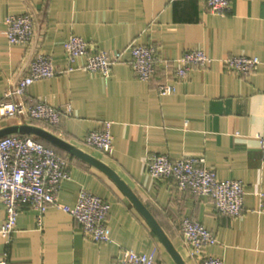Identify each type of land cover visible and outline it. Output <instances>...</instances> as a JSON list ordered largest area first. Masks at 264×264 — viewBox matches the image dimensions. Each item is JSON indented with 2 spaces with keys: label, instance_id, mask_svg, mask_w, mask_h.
<instances>
[{
  "label": "crops",
  "instance_id": "crops-1",
  "mask_svg": "<svg viewBox=\"0 0 264 264\" xmlns=\"http://www.w3.org/2000/svg\"><path fill=\"white\" fill-rule=\"evenodd\" d=\"M231 10L211 11L206 0H0V100L24 73L33 55L50 54L57 68L67 65L64 42L71 34L97 47L124 50L108 79L82 67L40 79L26 91L27 103L44 100L60 109L62 121L10 118L0 128L28 123L48 129L111 167L150 211L187 264L192 258L181 233L190 216L217 236L207 252L225 264H264V0H232ZM30 12L38 22L30 45L11 44L7 18ZM154 45L164 59L201 49L214 58L209 67H194L175 83L171 94H160L165 80L160 68L155 80L138 78L128 46ZM230 55L258 56L248 75L225 66ZM110 121L112 154L86 144V135ZM45 140V139H44ZM68 159L72 177L62 181L60 203L73 207L81 189L102 195L111 205L108 241L85 237L79 222L52 205L38 224V211L21 207L12 237L0 234V264H116L125 248L154 254L162 264H177L143 213L106 171L49 141ZM165 153L172 158L203 155L205 165L220 178L240 179L245 189L241 215L219 213L210 197L181 191L174 179H156L146 157ZM263 208V210H261ZM5 206L0 201V222Z\"/></svg>",
  "mask_w": 264,
  "mask_h": 264
},
{
  "label": "built area",
  "instance_id": "built-area-1",
  "mask_svg": "<svg viewBox=\"0 0 264 264\" xmlns=\"http://www.w3.org/2000/svg\"><path fill=\"white\" fill-rule=\"evenodd\" d=\"M211 11L223 14L232 8V0H206ZM38 22L34 14L27 12L10 15L7 18L6 34L11 44L30 45L35 40ZM128 50L132 56V67L139 79L155 80L162 68L165 80L158 82L160 94H171L176 85L167 77L174 73L176 79H185L194 67H209L214 58L201 49H188L177 59H164L154 45L134 43ZM67 65L57 68L53 58L43 50L37 51L30 59L24 73L13 88L0 100V124L10 118L42 120L51 125L62 121V113H71L55 107L44 100L27 103V88L37 80L68 73L77 68L79 57H86L80 67L84 71L101 72L108 79L113 65L122 59L124 50H107L95 46L77 34H71L64 42ZM229 69L240 75H248L260 63L258 56L230 55L222 59ZM108 121L102 128L91 130L85 138L88 146L105 154L114 150V136ZM264 158V136L259 137ZM203 155L187 154L172 158L165 153H152L146 157L145 167L156 179H174L181 191L192 195L210 197L219 213L228 216L241 215L244 208L245 189L240 179L220 178L213 168L205 165ZM69 160L62 157L55 147L39 140L35 135L8 134L0 137V201L5 206V216L0 222V234L12 237L21 207L30 206L38 211V224L44 223V215L52 205L69 212L80 224L86 238L94 241H108L107 221L111 205L102 195L90 189L80 190L76 204L61 205L60 187L62 181L70 179ZM263 210V208H261ZM181 233L192 258L199 264H225L224 261L207 252V247L217 242L216 234L202 222L190 216L181 221ZM116 264H162L146 251L125 248Z\"/></svg>",
  "mask_w": 264,
  "mask_h": 264
},
{
  "label": "water",
  "instance_id": "water-1",
  "mask_svg": "<svg viewBox=\"0 0 264 264\" xmlns=\"http://www.w3.org/2000/svg\"><path fill=\"white\" fill-rule=\"evenodd\" d=\"M13 133H31L35 136L41 137L50 143L63 148L67 151H70L91 163L97 165L104 171H106L113 179H115L119 185L124 189V191L128 194L130 199L134 202L137 208L143 213L146 217L148 222L151 224L161 241L164 243L166 248L169 250L177 264H187L179 251L173 245L171 240L168 238L162 227L150 213V211L145 207L142 201L137 197V195L126 185V183L119 177V175L108 165L104 162L98 160L97 158L91 156L90 154L86 153L85 151L75 147L73 144L69 143L68 141L62 139L58 135L54 134L53 132L49 131L46 128H43L38 125L28 124V123H21V124H11L0 128V137L13 134Z\"/></svg>",
  "mask_w": 264,
  "mask_h": 264
},
{
  "label": "trees",
  "instance_id": "trees-1",
  "mask_svg": "<svg viewBox=\"0 0 264 264\" xmlns=\"http://www.w3.org/2000/svg\"><path fill=\"white\" fill-rule=\"evenodd\" d=\"M17 134H23V135H33V134H31V133H17ZM39 140H41V141H45L43 138H41V137H38V136H36Z\"/></svg>",
  "mask_w": 264,
  "mask_h": 264
}]
</instances>
